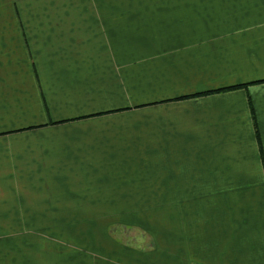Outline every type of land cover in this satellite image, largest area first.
Wrapping results in <instances>:
<instances>
[{"label": "crops", "instance_id": "1", "mask_svg": "<svg viewBox=\"0 0 264 264\" xmlns=\"http://www.w3.org/2000/svg\"><path fill=\"white\" fill-rule=\"evenodd\" d=\"M251 107L264 154V0H0V264L107 218L138 264L264 263Z\"/></svg>", "mask_w": 264, "mask_h": 264}, {"label": "rangeland", "instance_id": "2", "mask_svg": "<svg viewBox=\"0 0 264 264\" xmlns=\"http://www.w3.org/2000/svg\"><path fill=\"white\" fill-rule=\"evenodd\" d=\"M95 1V0H93ZM112 1V0H109ZM119 1H165V0H119ZM112 209V208H110ZM246 218L251 221L246 229H239L249 234L254 228V218ZM77 219L73 232L69 234H28L30 242L42 241V263L41 264H138L131 261L132 254L141 253L152 257L150 262H159L155 257L153 249H147L150 245L149 239L142 236V227L145 218H107V219ZM148 226V224H147ZM88 229H86V228ZM101 230L94 231L95 228ZM48 229V228H45ZM261 231V230H260ZM261 235L258 237L259 239ZM95 241V242H94ZM259 240H248L247 243H257ZM115 244V245H114ZM122 248V255L117 257L114 246ZM33 254L35 262V252ZM139 257H142V256ZM127 257V258H126ZM148 260V259H147ZM255 264H264L257 262Z\"/></svg>", "mask_w": 264, "mask_h": 264}, {"label": "trees", "instance_id": "3", "mask_svg": "<svg viewBox=\"0 0 264 264\" xmlns=\"http://www.w3.org/2000/svg\"><path fill=\"white\" fill-rule=\"evenodd\" d=\"M250 111H251V115H252L251 118H252V123H253V126H254V130H255V135H256V139H257V143H258V147H259V154H260V158H261V163H262V167H263V170H264V154H263V150L261 148L259 135H258V130H257V123H256L255 118H254V111H253L252 107H251Z\"/></svg>", "mask_w": 264, "mask_h": 264}]
</instances>
